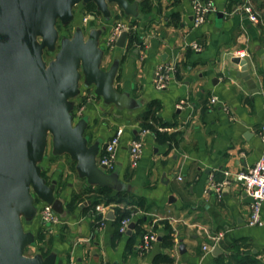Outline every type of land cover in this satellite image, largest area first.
<instances>
[{
    "label": "crops",
    "instance_id": "1",
    "mask_svg": "<svg viewBox=\"0 0 264 264\" xmlns=\"http://www.w3.org/2000/svg\"><path fill=\"white\" fill-rule=\"evenodd\" d=\"M212 1L215 10L198 27L192 25L190 0H105L106 13L93 1H80L72 17L60 22L63 30L79 29L84 42L95 35L97 67L106 86L110 83V94L103 85L87 83L81 72L78 91L68 101L72 125L80 123L86 148L93 151L94 168L82 171L78 159L57 151L47 136L40 176L51 196L62 200L64 212H56L57 223L43 225L39 211L47 202L32 192L34 213H20L32 238L26 249L34 247L50 264H151L158 253L170 256L171 264H213L218 255L238 251L264 264V222L248 224L250 198L235 178L264 152V0ZM245 1L256 21L241 10ZM89 3L94 10L87 9ZM118 22L133 30L134 48L127 50L128 38L124 47L109 44ZM239 50L247 52L258 92L236 75L240 65L232 58ZM160 63L175 65L164 89L153 83ZM149 107L162 123L159 131L174 134L177 144L149 129L141 135L140 116ZM118 128L123 135L116 163L108 167L100 157ZM134 135L143 146L132 167ZM94 186L130 190L142 199L147 211L135 210L130 218L135 223L142 217L141 232L135 225L130 234L120 232L111 205L86 209ZM73 197H78L75 202ZM149 235L155 239L145 247ZM213 235L219 236L217 255L211 253Z\"/></svg>",
    "mask_w": 264,
    "mask_h": 264
},
{
    "label": "water",
    "instance_id": "2",
    "mask_svg": "<svg viewBox=\"0 0 264 264\" xmlns=\"http://www.w3.org/2000/svg\"><path fill=\"white\" fill-rule=\"evenodd\" d=\"M80 1H93L107 12L105 0H0V264H50L48 258L24 253L32 238L20 216L34 213L32 192L55 212H64L62 200L53 198L45 186L37 163L44 155L47 136L57 151L78 159L82 171L94 168L93 151L86 148L80 123L72 125L68 99L78 91L81 72L87 83L103 85L110 94V83L106 86L97 67L95 35L84 42L78 29L71 38L63 37L57 59L48 67L36 41L39 36L47 45L54 42L57 22L69 20L72 7ZM116 1L125 4V0ZM127 36L128 31H121L116 45L124 47ZM232 60L240 65L236 75L251 92H258L247 59L235 56ZM120 187L121 181L116 189ZM109 217L113 218V212ZM134 225L133 221L128 224L127 234ZM220 252L221 247L214 245L211 253Z\"/></svg>",
    "mask_w": 264,
    "mask_h": 264
},
{
    "label": "built area",
    "instance_id": "3",
    "mask_svg": "<svg viewBox=\"0 0 264 264\" xmlns=\"http://www.w3.org/2000/svg\"><path fill=\"white\" fill-rule=\"evenodd\" d=\"M191 3V15H192V25L198 27L202 25L208 14L215 10V5L212 0H190ZM241 10L248 15L250 20L256 21L257 17L253 13L251 5L248 1H245ZM129 31V27L122 23L118 22L114 26L112 33L109 38V44H113L121 31ZM192 47L195 50H200V44L198 42L192 43ZM144 52H141L140 59L144 57ZM237 55L241 58H244L247 55V52L244 50H239ZM175 65L168 63H160L156 66L154 70L153 83L155 88L164 89L167 86L169 74L173 72ZM81 111V108L78 109ZM262 131V140L264 142V125L261 128ZM147 132V129H140L141 135ZM123 135V129H116L113 134L110 136L106 142L104 153L100 157V163L108 167H113L116 163L117 150L120 145L121 137ZM143 146V139L138 137H133L130 141L129 148V163L130 166L135 167L138 164V161L141 156ZM235 178L243 183V188L247 196L250 198V215L248 218L249 225H261L264 220L262 217V206L264 204V155H261L257 160H255L252 165H250L245 171L239 172L235 175ZM97 210L104 208L102 204H98L95 207ZM40 221L43 225L49 226L55 224L59 220L58 214L53 210L52 206L48 203H43L39 211ZM130 218H124L121 220L119 225V231L125 232L130 223ZM155 239V236L149 235L144 237L145 247L150 243L149 240ZM213 245L218 243L219 236H211ZM207 249V246L203 247ZM103 264H108L103 262Z\"/></svg>",
    "mask_w": 264,
    "mask_h": 264
},
{
    "label": "trees",
    "instance_id": "4",
    "mask_svg": "<svg viewBox=\"0 0 264 264\" xmlns=\"http://www.w3.org/2000/svg\"><path fill=\"white\" fill-rule=\"evenodd\" d=\"M88 10H94L95 5L89 3L86 5ZM128 41L126 48L130 50L135 47L137 37L133 33V30L128 31ZM160 119L156 116V113L152 107L145 110L140 116V127L153 131L157 137L162 141H167L172 144H177V139L174 134H168L163 131H159L161 126ZM137 137V135H134ZM89 192L92 194L91 201L87 203L86 209L95 210L96 205L102 204L104 206H113L115 209L116 217L114 220L115 226L118 229L120 222L124 218H133L135 210L147 211V207L144 206L142 199H137L130 193V190H120L114 192L111 188L105 186H94L90 187ZM78 197H73V202ZM72 206V203L70 204ZM142 217L137 218L135 221V228L137 232H141ZM41 236L42 234L39 233ZM39 236V238H40ZM165 241L170 242L171 236L167 235L164 237ZM171 257L167 254L158 253L152 260L151 264H171ZM213 264H259L256 257L248 252L241 253L240 251L225 255H218L215 257Z\"/></svg>",
    "mask_w": 264,
    "mask_h": 264
},
{
    "label": "rangeland",
    "instance_id": "5",
    "mask_svg": "<svg viewBox=\"0 0 264 264\" xmlns=\"http://www.w3.org/2000/svg\"><path fill=\"white\" fill-rule=\"evenodd\" d=\"M70 29L71 30L64 28L63 30L60 22L58 21L56 24V31L58 37L54 42L49 43L48 45L47 42H43L39 36H36V41L40 45L41 58L46 67L53 64L56 61L57 56L63 46V40H64L63 37L71 38L72 35L74 34L73 31L74 28L70 27ZM45 154H47V150ZM40 162H42V158L37 161L38 164ZM24 226L26 227V225ZM24 253L29 256H34L38 252L34 247H29L27 249L25 248Z\"/></svg>",
    "mask_w": 264,
    "mask_h": 264
}]
</instances>
